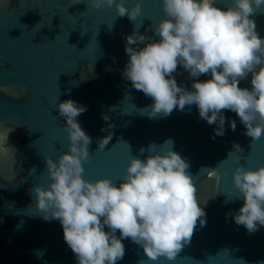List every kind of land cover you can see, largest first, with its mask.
Instances as JSON below:
<instances>
[{"label":"water","instance_id":"obj_1","mask_svg":"<svg viewBox=\"0 0 264 264\" xmlns=\"http://www.w3.org/2000/svg\"><path fill=\"white\" fill-rule=\"evenodd\" d=\"M75 2L0 0V264H77L60 221L28 210L34 203L30 189L50 179L45 156L55 159L67 150L66 120L58 104L68 98L87 106L77 117L92 138L90 158L82 162L86 179L110 176L118 183L130 155L143 158L147 152L141 148L171 139L173 150L189 163L187 171L206 213V223L197 220L175 261H148L142 246L125 238V253L117 264H138L141 259L146 264L264 260V226L249 233L232 217L244 202L234 197L238 190L232 186L233 171L237 164H264V135L257 140L245 135L239 116L229 109L223 110V135L214 133L216 125L201 118L195 104L149 118L141 109L151 106L152 98L134 88L122 71L128 60L126 35L135 31L158 39L152 27L164 16L158 0H141L135 20L117 15L114 6ZM124 2L131 7L135 0ZM229 2L221 0L222 5ZM252 16L264 36V12ZM172 75L190 89L193 79H207L210 73L193 78L178 65ZM239 86L251 87V73ZM230 120H235V130ZM107 135L108 144L97 150V140ZM234 142L242 152L230 154ZM37 250L43 255L38 257Z\"/></svg>","mask_w":264,"mask_h":264},{"label":"clouds","instance_id":"obj_2","mask_svg":"<svg viewBox=\"0 0 264 264\" xmlns=\"http://www.w3.org/2000/svg\"><path fill=\"white\" fill-rule=\"evenodd\" d=\"M85 2L93 8L114 6L117 15H127L130 20L141 11V0L131 7L124 0ZM158 2L164 11L163 18L152 26L158 39L135 31L125 37L128 60L122 75L153 100L141 111L152 118L195 104L199 116L216 125L214 133L223 135V110L229 109L239 116L245 135L259 139L264 135V36L257 32L252 14L264 12V0H230L226 5L221 0ZM141 43L142 47H134ZM178 65L190 77L210 76L193 79L188 89L178 85L172 75ZM249 73L251 87H240V80ZM86 108L71 98L59 102V115L66 120L67 150L55 159L45 156L50 179L30 189L34 203L28 210L34 209L45 220L60 221L77 264H117L125 253V238L142 246L148 261H175L190 241L197 220L206 223L197 185L187 171L189 163L168 139L159 146L141 148V153L147 152L143 158L130 155L118 183L110 176L86 179L82 162L90 158L92 138L77 119ZM235 126V120H230L229 127L235 130ZM110 139L111 135L98 139L97 150H103ZM233 149L230 154L243 151L235 142ZM232 186L238 190L234 197L244 201L232 217L249 233L255 232L264 226V164H237ZM36 255L43 253L37 250ZM138 264H146V260Z\"/></svg>","mask_w":264,"mask_h":264}]
</instances>
